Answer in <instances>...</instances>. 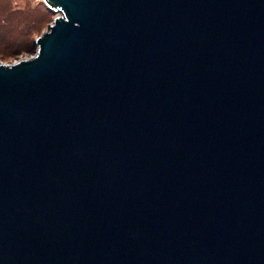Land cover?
Instances as JSON below:
<instances>
[{
  "label": "water",
  "instance_id": "95a60500",
  "mask_svg": "<svg viewBox=\"0 0 264 264\" xmlns=\"http://www.w3.org/2000/svg\"><path fill=\"white\" fill-rule=\"evenodd\" d=\"M0 61V264H264V0H45Z\"/></svg>",
  "mask_w": 264,
  "mask_h": 264
},
{
  "label": "rangeland",
  "instance_id": "374dc122",
  "mask_svg": "<svg viewBox=\"0 0 264 264\" xmlns=\"http://www.w3.org/2000/svg\"><path fill=\"white\" fill-rule=\"evenodd\" d=\"M58 14L45 0H0V61L12 63L36 54L37 38Z\"/></svg>",
  "mask_w": 264,
  "mask_h": 264
}]
</instances>
